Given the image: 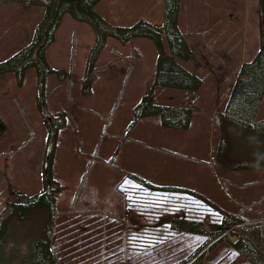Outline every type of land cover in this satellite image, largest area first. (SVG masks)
<instances>
[{
    "label": "rangeland",
    "instance_id": "obj_1",
    "mask_svg": "<svg viewBox=\"0 0 264 264\" xmlns=\"http://www.w3.org/2000/svg\"><path fill=\"white\" fill-rule=\"evenodd\" d=\"M23 1L0 0V61L30 42L41 18L40 6H25ZM161 1L119 0L117 6L111 1L103 15L112 25L129 26L142 18L159 25ZM196 2L193 5L201 7L202 0ZM257 3L239 0L234 11L238 34L225 25L217 27L222 13L215 10L188 22L196 33L204 30L206 17L212 29L204 38L207 45L200 41L199 31L191 42L198 52L188 66L198 69L203 79L194 96L152 89L157 50L147 38L126 44L108 38L95 62V77L87 85L95 34L88 24L65 14L45 54L59 73L45 78L42 111L34 69L25 72L21 86L13 72L0 76V210L7 201H16L18 192L30 197L42 190L43 164L51 144L48 122L64 112L66 122L57 132L51 166L60 185L51 244L61 264H249L232 248L234 237L207 243L202 235L172 228L171 220L218 223L222 212L237 214L240 204L263 194L251 183L264 171H231L216 161L219 116L232 73L259 45ZM209 4L218 5L217 0ZM151 92L157 104L190 106L189 128H164L158 116L132 125L134 106ZM257 119H264V109ZM226 129L231 165L258 162L246 152L264 151V137L230 125ZM125 179L129 183L121 190ZM45 218L38 210L26 221L10 225L1 240L0 264H26L33 240L42 237ZM133 236L145 237L144 243L154 246L145 250L141 241H132Z\"/></svg>",
    "mask_w": 264,
    "mask_h": 264
},
{
    "label": "trees",
    "instance_id": "obj_2",
    "mask_svg": "<svg viewBox=\"0 0 264 264\" xmlns=\"http://www.w3.org/2000/svg\"><path fill=\"white\" fill-rule=\"evenodd\" d=\"M100 0H24L25 6L38 5L43 7V16L36 25L28 45L0 61V76L13 72L17 84L22 85L25 72L34 69L37 73V106L44 107V82L58 70L51 68L46 60V50L53 42L62 17L65 14L77 22L88 24L95 34L94 43L89 53L86 84L95 77V62L105 45L107 38H114L121 43L133 38L150 39L157 50L156 71L153 88L183 90L187 96H194L199 90L202 80L180 65L175 58L193 59V55L177 25L180 0H164V21L156 27L138 21L129 27L109 26L98 15L94 7ZM259 25L261 28L259 48L254 58L244 62L234 86L231 89L223 112L220 114L221 138L216 153V161L228 170H264V151L250 149L246 154L258 162L243 161L231 165L227 157L229 137L226 126L241 128L264 137V119L254 121L264 97V0H258ZM167 44L168 50L165 48ZM153 91V90H152ZM193 109L190 106L168 107L155 102L153 93L143 95L133 108L132 125L143 117L158 116L160 123L167 129H188ZM66 122L64 113H59L48 122L50 126V151L43 164L42 190L30 197L21 192L16 194V201H7L0 210V245L13 222H24L38 210L45 212L46 218L42 227V237L33 240L30 257L26 264H60L52 250L51 234L53 218L56 214L55 194L60 191L59 183L52 177V155L56 136ZM253 122V123H252ZM252 123V124H251ZM134 177V176H133ZM139 183H146L134 177ZM172 228L191 234L203 235L208 243L225 240L227 235L235 238L232 248L250 264H264V221L245 224L236 214L222 212L221 219L216 222H202L191 219L173 218Z\"/></svg>",
    "mask_w": 264,
    "mask_h": 264
},
{
    "label": "crops",
    "instance_id": "obj_3",
    "mask_svg": "<svg viewBox=\"0 0 264 264\" xmlns=\"http://www.w3.org/2000/svg\"><path fill=\"white\" fill-rule=\"evenodd\" d=\"M104 1H106V3L103 5L102 4V6H101V8H100V10H98L97 8H98V6L100 5V3H103ZM111 1H115V2H117L116 3V6H117V4H119V0H100L96 5H95V7H94V10H95V12L98 14V15H100L105 21H106V23L109 25V26H112V27H115V26H121V27H129V26H132L134 23H136V22H138V21H143V22H147V23H149V24H151L152 26H156V27H159V26H161L162 25V23H163V21H164V0H162L161 1V6L163 5V8H162V15H163V18H162V21H161V23L159 24V25H157V24H152L150 21H148V20H146L145 18H142V19H137V21H135V22H133L131 25H129V26H126V25H118V24H116V25H112V24H110V23H108L107 22V16H105V15H103V13H105V11H106V7L108 6V4L111 2ZM196 1H198V0H180L179 1V9H178V15H177V25H178V28H179V30H180V32H181V34L183 35V37H184V39H185V41H186V43H187V45H188V47H189V49H190V51H191V53H192V55H193V59H181V58H175V60L177 61V59L179 60V61H181V63H179L178 61V63L180 64V65H182L185 69H187L188 71H190V72H192V73H195L197 76H198V78H200L201 80H202V84H201V86H200V88L202 87V85H203V79L201 78V76H202V74H201V72H198V69L196 70V69H190L189 68V62H191V61H194L195 59H196V53L198 52L197 51V49H196V46H193L192 45V39L194 38V35L195 34H197L198 33V31H199V36H200V41L201 42H203V44L204 45H207V42H205V40H204V38H205V36L206 35H211V32H212V29L211 28H209V20L205 17L203 20H202V23H204L205 25L203 26L204 27V30H198V31H196V33H194L191 29H189V27H188V22L189 21H191V19H196L200 14H204V12H205V15H206V13L207 12H209V10H215V11H218V12H221L222 13V19L220 20V22L218 23V25H217V27H220V26H226L227 28H228V31L229 32H231V34H238L239 33V30H237V28L235 27V23H234V21H235V13H234V11H235V8L237 7V5H238V3H239V0H232L231 2H229L230 0H217V4L218 5H216V7H212V6H210V2L211 1H213V0H202V4H201V7H197L196 5H193V4H197L198 2H196ZM123 2V1H122ZM199 4V3H198ZM257 5H258V3H257ZM105 7V8H104ZM40 8L42 9V15H41V18H40V20L42 19V16H43V11H44V9H43V7H41L40 6ZM160 10H161V8L159 9V12H158V14H160ZM150 11V10H149ZM197 11V12H196ZM155 12H153V14H154ZM64 17V16H63ZM63 17H62V19H63ZM227 19V20H226ZM39 20V21H40ZM226 20V22L224 23V21ZM39 21H38V23H39ZM196 20H194L193 22H195ZM61 22H62V20H61ZM61 22H60V24H61ZM37 23V24H38ZM36 24V25H37ZM258 24H259V13H258ZM36 25H35V27H36ZM35 27H34V29H35ZM59 27H60V25H59ZM214 26H212V28H213ZM59 29V28H58ZM57 29V30H58ZM57 32V31H56ZM94 32V31H93ZM260 33H261V28H260V25H259V27H258V40H259V43H260ZM199 38V37H198ZM95 39V38H94ZM114 39V38H113ZM134 39V38H133ZM133 39H131L130 41H128V42H131ZM107 40H108V38L106 39V41H105V45H106V42H107ZM116 40V39H115ZM209 40H210V38H209ZM239 40V39H238ZM31 41V40H30ZM118 41V40H117ZM128 42H125V43H122V44H126V43H128ZM30 43V42H29ZM28 43V44H29ZM94 43V42H93ZM121 43V42H120ZM27 44V45H28ZM104 45V46H105ZM134 46V45H133ZM134 47H136V46H134ZM104 48V47H103ZM102 48V49H103ZM137 48V47H136ZM165 48H166V50H168V48H167V44L165 43ZM258 48H259V45H258V47H257V50L255 51V53H253V55H251L252 56V58L251 59H248V57L246 58V56L241 60V61H239L237 64H236V68H235V70H234V72L232 73V81H231V74L229 75V78H228V80H229V82L231 81V85H230V87H229V94H230V92H231V89H232V87L234 86V84H235V82H236V80H237V77H238V74H239V71H240V67H241V65L244 63V62H248V61H250V60H252L253 58H254V56L256 55V53H257V51H258ZM243 51H246V49H245V44H243ZM100 55V54H99ZM158 55V54H157ZM99 57V56H98ZM141 57V54H140V56L138 57V58H140ZM156 62H157V56H156V61L154 62V75H155V71H156ZM94 68H95V66H94ZM45 83V82H44ZM156 88V87H155ZM200 88H199V90H200ZM152 89H154V88H152ZM163 89H165V88H163ZM173 90H176V89H173ZM198 90V91H199ZM179 91H183V90H179ZM197 91V92H198ZM153 92V91H152ZM183 92H185V91H183ZM185 94H186V92H185ZM186 96H187V94H186ZM228 97H229V95L227 94V96H226V99H228ZM44 104H45V101H44ZM263 109H264V97H263V99H262V102H261V104H260V107H259V109H258V112H257V114H256V116H255V120L254 121H256V120H258L257 118H258V115H259V112L260 111H263ZM223 112V111H222ZM59 113H61V112H59ZM58 113V114H59ZM62 113H64V112H62ZM260 120H262V119H260ZM253 123V122H252ZM251 123V124H252ZM190 126V125H189ZM189 128V127H188ZM233 171V170H232ZM254 171H264V170H254ZM231 175V174H230ZM260 175V177H257V179H256V181H255V183H251V184H254V186H256V187H258V190H260L261 189V193H263V194H260V195H256V198L252 201V202H250V203H242V204H240V208H241V210L239 211V212H237V216L238 217H240L243 221H244V223L245 224H253V223H259V222H263L264 221V188L262 189V188H260L259 186H263L264 187V175L262 174H259ZM135 177V176H134ZM133 177V178H134ZM137 177V176H136ZM260 178V179H259ZM258 180H261V181H258ZM230 183L233 185V186H235V187H237V185L235 184V182H232V181H230ZM250 184V185H251ZM258 194V193H257ZM232 214H234V213H232ZM252 215V218H247V217H245L244 215ZM221 216H222V214H221ZM197 235V234H196ZM201 237H205L206 238V242H207V237L206 236H201ZM235 240V239H234ZM234 242V241H233ZM208 243V242H207ZM208 246V245H207ZM52 250H53V248H52ZM54 252V251H53ZM56 255V254H55ZM240 255V254H239ZM241 256V255H240ZM57 257V256H56ZM242 257V256H241ZM58 258V257H57ZM59 259V258H58ZM245 259V258H244ZM204 260V259H203ZM246 260V259H245ZM60 261V260H59ZM247 261V260H246ZM248 262V261H247ZM249 263V262H248ZM60 264H61V262H60ZM250 264V263H249Z\"/></svg>",
    "mask_w": 264,
    "mask_h": 264
},
{
    "label": "snow or ice",
    "instance_id": "obj_4",
    "mask_svg": "<svg viewBox=\"0 0 264 264\" xmlns=\"http://www.w3.org/2000/svg\"><path fill=\"white\" fill-rule=\"evenodd\" d=\"M128 183H129L128 180L125 179V180L123 181L122 185H121V190H123L124 187H125L126 185H128ZM135 187L139 188V185H136ZM126 198L129 199L130 201L133 199L132 196H127ZM145 240H146V238H145V237H142V236H133V237H132V241H133V242H135V241H141V242H142V246L144 247L145 250H147L148 248H151V247L154 246V242L144 243ZM134 246H135V244H134Z\"/></svg>",
    "mask_w": 264,
    "mask_h": 264
}]
</instances>
